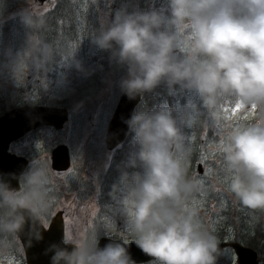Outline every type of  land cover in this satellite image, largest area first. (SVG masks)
<instances>
[{
	"label": "clouds",
	"instance_id": "1",
	"mask_svg": "<svg viewBox=\"0 0 264 264\" xmlns=\"http://www.w3.org/2000/svg\"><path fill=\"white\" fill-rule=\"evenodd\" d=\"M26 4L6 19L0 10V25L18 20L25 30L19 49L3 51L0 74L17 87L33 75L46 87V75L58 60L60 67L92 75L77 59L79 41L49 42L43 5ZM91 43L126 70L119 87L129 99L161 85L171 96L187 97L175 107L138 106L125 121L132 147L105 207L123 218V231L150 257L140 264H220L222 259L235 264V250L221 247L215 229L192 204L211 171L190 174L194 137L186 130L210 124L222 134L227 191L243 208L264 212V0H162L159 8L131 11L122 5L102 22ZM228 102L256 110V118L225 130L221 109ZM7 176L10 180L0 174V260L15 254L22 234L27 247L43 240L41 228L52 208L46 160L32 159L19 175ZM109 231L79 236L66 230L44 255L49 264H138L129 240L118 241ZM102 238L108 243L101 247Z\"/></svg>",
	"mask_w": 264,
	"mask_h": 264
},
{
	"label": "rangeland",
	"instance_id": "2",
	"mask_svg": "<svg viewBox=\"0 0 264 264\" xmlns=\"http://www.w3.org/2000/svg\"><path fill=\"white\" fill-rule=\"evenodd\" d=\"M55 1L47 0L43 4L44 11L52 8ZM107 1L108 5L113 4V7L100 9L98 21L101 24L111 19L115 10L122 5H126L131 11L136 7L147 10L154 6V2L157 3L155 7L159 8L162 3V0H159V4L157 0H151L153 5L147 6L141 0ZM26 6V0H0V10H3L5 19L9 14ZM6 23L10 27L9 35L3 42L0 39L2 42L0 63L5 59L2 55L5 49L8 47L19 49L24 41L25 30L19 21L7 20ZM84 25V22H78V34H82L81 29ZM1 27L2 25L0 30ZM79 45L77 59L82 61L84 68L92 72V75H100L110 63L108 59L110 53L95 48L91 39L79 38ZM90 76L85 77L74 67L71 69L60 67L59 61L53 66V71L47 73L46 87L33 75H29L25 83L17 87L6 73H2L0 74V117L6 113V110L26 105L66 108L69 119L60 131L52 128L39 129L14 142L10 146V152L28 161L36 158L44 159L51 170L52 150L59 144H66L70 150L71 165L62 174L51 171L52 208L46 226L49 225L53 215L60 210L65 215V231L70 234L87 236L97 231L102 233L104 229L110 228L109 235L114 239L121 241L128 239L131 242L130 237L123 231V218L105 207L111 203V197L106 192L109 186L103 185V178L113 155V152H109L105 147V133L120 95L114 97L111 91L113 79L109 75V83L103 90L92 89L87 92L84 89L75 96L78 88L83 87V84L91 83ZM160 88L164 96H155L156 107L164 103L175 107L178 103L184 104L187 100L186 95L171 96L165 86L161 85ZM221 112L225 130L236 123L254 120L257 116L256 110H244L239 105H232L231 102H228ZM186 131L194 137L190 174L203 176L206 170L211 171L204 192L194 198L193 206L199 209L204 222L215 229L221 244L239 243L247 247L250 244V248L258 253L260 264H264V212L253 213L243 208L227 191L219 145L222 134L210 124ZM38 144L39 148H37ZM69 187H72L73 191H68ZM110 190L112 191V187ZM24 260L22 249L17 247L15 254L0 260V264H25ZM220 264H229V262L222 259Z\"/></svg>",
	"mask_w": 264,
	"mask_h": 264
},
{
	"label": "water",
	"instance_id": "3",
	"mask_svg": "<svg viewBox=\"0 0 264 264\" xmlns=\"http://www.w3.org/2000/svg\"><path fill=\"white\" fill-rule=\"evenodd\" d=\"M46 1L38 0L41 5ZM141 98L138 95L135 99H129L126 94L121 93L105 133L104 143L109 152L115 150L127 138L129 128L125 121L131 118ZM68 119L69 114L66 108L51 106H19L4 113L0 117V174H5V179L10 180L7 174L19 175L28 165L26 158L10 152L12 143L40 128H52L60 131ZM70 165L69 148L64 144L57 145L50 155L51 170L55 173H64L70 168ZM199 173L201 172L199 171ZM10 182L13 187H18L16 180ZM41 232L43 240L38 243L34 242L32 247L26 246V234L20 236L19 243L24 254L25 264H49V257L44 255V250L49 243H59L64 235L62 213L58 212L48 228H41ZM106 243L108 240L102 238L101 247ZM129 246L132 256L138 264L150 259L134 243L129 242ZM221 247H230L235 250L236 264H260L258 253L249 247L239 243L221 244Z\"/></svg>",
	"mask_w": 264,
	"mask_h": 264
},
{
	"label": "trees",
	"instance_id": "4",
	"mask_svg": "<svg viewBox=\"0 0 264 264\" xmlns=\"http://www.w3.org/2000/svg\"><path fill=\"white\" fill-rule=\"evenodd\" d=\"M141 2L147 6L153 5L151 0H141ZM157 2L159 4L160 1L157 0ZM155 5H157V3L154 2V6ZM103 7L112 9L113 4L109 6L107 0H56L52 8L45 12L49 17L50 24V31L46 33L48 41L51 42L59 38H69L74 41H79V38L91 39L92 35L101 27V23L98 21V12ZM79 21L85 23L84 28L81 29V35L77 32ZM9 28L7 23L2 25L0 30V39L2 42L8 37ZM104 58H106V56ZM101 65H103V63H101ZM109 75L113 79L111 91H113L114 97L116 98L121 95L122 91L119 87V81L126 75V70L110 62L108 67L105 66L100 75L90 76L91 83L83 84V87L78 88L75 96H78L84 89L87 92L92 89L93 91L103 90L109 83ZM160 89L161 88L158 87L152 93H145L138 106H142L145 110L156 107L157 99H155V96H164V93L161 92ZM44 105L49 104L44 103ZM131 147V134L129 133L125 141L112 153L113 155L103 178V185H105V187L109 186L108 191L106 190L108 194L111 191L110 188L113 183L118 181L121 171L124 170V165L127 161L126 157L129 156ZM127 170L134 171L133 169ZM68 191H73L72 187H69ZM106 196L107 194H105L104 197ZM248 247L250 248V244Z\"/></svg>",
	"mask_w": 264,
	"mask_h": 264
},
{
	"label": "flooded vegetation",
	"instance_id": "5",
	"mask_svg": "<svg viewBox=\"0 0 264 264\" xmlns=\"http://www.w3.org/2000/svg\"><path fill=\"white\" fill-rule=\"evenodd\" d=\"M28 136V135H27ZM26 137V136H25ZM24 138V137H23ZM22 139V138H21ZM113 151H115V150H113ZM112 151V152H113ZM111 152V153H112ZM29 163V162H28ZM56 174H62V173H56ZM58 212H61L62 213V211H60V210H58L54 215H53V217L50 219V222H51V220L56 216V214L58 213ZM64 213H62V219H63V222H64V233H65V221H64ZM50 222H49V224H50ZM45 223H47V221L45 222ZM46 227H48V225L46 226ZM224 244V243H223ZM226 244V243H225Z\"/></svg>",
	"mask_w": 264,
	"mask_h": 264
}]
</instances>
